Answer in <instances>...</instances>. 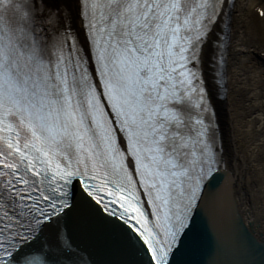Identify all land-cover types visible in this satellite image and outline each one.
I'll use <instances>...</instances> for the list:
<instances>
[{
    "label": "snow or ice",
    "instance_id": "snow-or-ice-1",
    "mask_svg": "<svg viewBox=\"0 0 264 264\" xmlns=\"http://www.w3.org/2000/svg\"><path fill=\"white\" fill-rule=\"evenodd\" d=\"M74 3L0 0V264H47L25 249L50 228L71 246L77 186L171 264L223 162L202 66L234 5Z\"/></svg>",
    "mask_w": 264,
    "mask_h": 264
},
{
    "label": "bare ground",
    "instance_id": "bare-ground-1",
    "mask_svg": "<svg viewBox=\"0 0 264 264\" xmlns=\"http://www.w3.org/2000/svg\"><path fill=\"white\" fill-rule=\"evenodd\" d=\"M67 4L75 14L74 0H67ZM262 6L264 0L235 1L231 9L229 61L221 91L224 97H216L220 86L210 85L233 197L245 222L253 224L260 237H264V60L259 51H264V19L252 8ZM214 52L210 47L203 64L210 80L216 71ZM93 224H98L93 218L84 221L82 227L87 235Z\"/></svg>",
    "mask_w": 264,
    "mask_h": 264
},
{
    "label": "water",
    "instance_id": "water-1",
    "mask_svg": "<svg viewBox=\"0 0 264 264\" xmlns=\"http://www.w3.org/2000/svg\"><path fill=\"white\" fill-rule=\"evenodd\" d=\"M222 180L217 178L209 185L171 264H264V237L256 234L253 224L245 222L233 191L229 187L225 192L220 189ZM82 203L103 226L93 224L87 235L79 224L83 214L78 211L60 230V240L70 242V247L66 249L55 235L49 237L42 251L47 264H148L146 254L130 233L107 223L98 210Z\"/></svg>",
    "mask_w": 264,
    "mask_h": 264
}]
</instances>
